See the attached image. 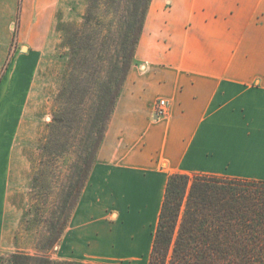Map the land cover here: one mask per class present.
Wrapping results in <instances>:
<instances>
[{"label": "crops", "instance_id": "0c3cea01", "mask_svg": "<svg viewBox=\"0 0 264 264\" xmlns=\"http://www.w3.org/2000/svg\"><path fill=\"white\" fill-rule=\"evenodd\" d=\"M40 3L21 24L25 107L52 25L53 4ZM162 99L166 118L156 115ZM12 150L0 148V251L15 249L17 215L2 186ZM174 174L264 181V0H151L59 259L148 262Z\"/></svg>", "mask_w": 264, "mask_h": 264}, {"label": "rangeland", "instance_id": "374dc122", "mask_svg": "<svg viewBox=\"0 0 264 264\" xmlns=\"http://www.w3.org/2000/svg\"><path fill=\"white\" fill-rule=\"evenodd\" d=\"M37 2L43 8L53 4L54 9L25 107L20 95L26 89H17L28 77L18 69L24 64L21 53L27 50L21 24ZM90 8L94 12L87 25ZM133 9V0H0V148H13L11 174L2 186L17 215L15 249L0 251V264H8L14 253L61 261L58 243L52 247V241L85 180L84 139L93 128L92 102L86 99L76 113L65 93L80 89L76 102H81L86 71L106 78L112 70L109 64L120 56Z\"/></svg>", "mask_w": 264, "mask_h": 264}, {"label": "trees", "instance_id": "16d2710c", "mask_svg": "<svg viewBox=\"0 0 264 264\" xmlns=\"http://www.w3.org/2000/svg\"><path fill=\"white\" fill-rule=\"evenodd\" d=\"M133 1L132 23L123 35L118 60L109 64L112 70L106 73L105 79L96 76L95 71H86L81 102H76L80 89L65 93L68 105L74 106L76 113H80L79 107L85 105L86 99L92 102L89 117L93 120V128L84 139L85 180L61 233L52 241V247L60 241L87 183L134 62L151 0ZM93 12L92 8L88 10L87 25L92 21ZM106 57L103 63L107 61ZM9 258L8 264H87L21 253H14ZM147 264H264V181L172 175Z\"/></svg>", "mask_w": 264, "mask_h": 264}, {"label": "built area", "instance_id": "2783aa9c", "mask_svg": "<svg viewBox=\"0 0 264 264\" xmlns=\"http://www.w3.org/2000/svg\"><path fill=\"white\" fill-rule=\"evenodd\" d=\"M169 114V103L162 99L156 105V115L158 118H166Z\"/></svg>", "mask_w": 264, "mask_h": 264}]
</instances>
